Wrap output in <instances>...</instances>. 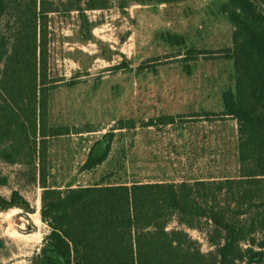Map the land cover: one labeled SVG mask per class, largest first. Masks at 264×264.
Wrapping results in <instances>:
<instances>
[{"label":"trees","instance_id":"trees-1","mask_svg":"<svg viewBox=\"0 0 264 264\" xmlns=\"http://www.w3.org/2000/svg\"><path fill=\"white\" fill-rule=\"evenodd\" d=\"M108 3L67 0L65 6L86 21L84 9ZM219 10L233 27L226 52L234 85L221 92V114L237 123L239 174L57 188L47 182L49 140L71 133L49 117L50 93L59 79L49 72L47 26L48 14L57 8L50 0H0V27L5 19L6 28L0 31V160L23 164L40 185L39 214L49 227L31 264H264V236L257 237L264 233V0H225ZM158 37L173 47L185 42L169 31ZM195 51L187 49L188 54ZM157 121L163 126L173 118L162 115ZM134 125L132 120L116 123L119 129ZM113 131L93 142L82 170L106 160ZM6 183L1 177L0 185ZM10 207L34 211L16 190L8 199L0 195V209ZM172 220L180 226L169 229ZM203 225L212 247L207 252L185 229L202 231Z\"/></svg>","mask_w":264,"mask_h":264},{"label":"rangeland","instance_id":"rangeland-1","mask_svg":"<svg viewBox=\"0 0 264 264\" xmlns=\"http://www.w3.org/2000/svg\"><path fill=\"white\" fill-rule=\"evenodd\" d=\"M50 1L57 11L48 14V66L59 80L50 93L49 117L52 124L71 129L49 140L50 186L178 182L239 174L237 123L221 114V92L234 85L233 62L226 52L232 46L233 27L219 10L225 0H109L106 8L84 9L86 21L79 11L66 10L67 0ZM4 24L5 19L0 31L6 29ZM161 31L181 34L184 45L162 42ZM189 48L196 51L188 54ZM68 81L77 83L67 85ZM162 115L173 122L159 125ZM151 119L153 125L144 126ZM118 120L135 125L119 129ZM111 128L114 137L106 160L82 170L90 146ZM1 177L7 183L0 185V195L8 199L16 190L34 211L0 209V264H31L49 232L39 214L42 188L20 163L0 160ZM179 226L172 220L168 228ZM203 227L185 229L207 252L212 247ZM261 236L264 233L257 234Z\"/></svg>","mask_w":264,"mask_h":264}]
</instances>
